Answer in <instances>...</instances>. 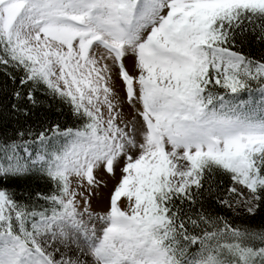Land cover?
Listing matches in <instances>:
<instances>
[{"label":"snow or ice","instance_id":"6c2138e0","mask_svg":"<svg viewBox=\"0 0 264 264\" xmlns=\"http://www.w3.org/2000/svg\"><path fill=\"white\" fill-rule=\"evenodd\" d=\"M0 264H264V0H0Z\"/></svg>","mask_w":264,"mask_h":264}]
</instances>
